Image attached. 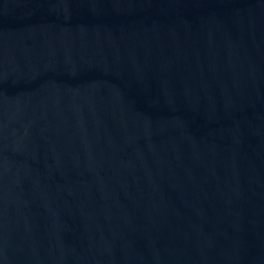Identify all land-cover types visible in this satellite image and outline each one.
I'll return each instance as SVG.
<instances>
[{
  "label": "water",
  "instance_id": "1",
  "mask_svg": "<svg viewBox=\"0 0 264 264\" xmlns=\"http://www.w3.org/2000/svg\"><path fill=\"white\" fill-rule=\"evenodd\" d=\"M0 264H264V0H0Z\"/></svg>",
  "mask_w": 264,
  "mask_h": 264
}]
</instances>
